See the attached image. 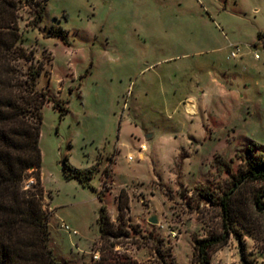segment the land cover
I'll return each mask as SVG.
<instances>
[{"label": "rangeland", "instance_id": "rangeland-1", "mask_svg": "<svg viewBox=\"0 0 264 264\" xmlns=\"http://www.w3.org/2000/svg\"><path fill=\"white\" fill-rule=\"evenodd\" d=\"M19 15L22 44L46 62L38 80L48 93L40 138L43 186L60 218L78 230L72 235L61 229L45 200L51 244L65 258L58 257L61 264H92L96 254L102 256L100 196L118 233L106 241L117 242L115 250L141 264H200L195 241L223 230L222 196L251 161L264 162V103H258L264 99V42L259 39L260 30L264 35V0H47L42 22L27 5ZM210 19L220 28L213 29ZM202 34H212L221 50L182 43ZM166 44L174 48L162 51ZM234 45L245 50L242 60L230 58ZM204 57L210 63L217 57L221 68L212 72L238 82L241 90L214 101L209 123L217 137L204 142L199 152L203 165L185 184L180 179L188 155L181 151L170 164L175 143L156 139L157 156L150 148L143 160L130 132L121 137L119 132L130 123L141 130L169 129L179 138L190 132L184 106L166 109L155 86L140 91L146 78L166 65ZM195 71L179 68L176 78L187 82ZM177 88L179 94L185 91ZM118 147L114 175L111 154ZM66 161L89 170L85 175H92L91 186L68 180ZM257 187L260 183L244 184L234 194L242 193L243 220L252 230L226 221L234 233L213 253V264H264V212L256 211L251 200ZM120 199L128 200L122 213ZM153 216L157 223L150 222Z\"/></svg>", "mask_w": 264, "mask_h": 264}, {"label": "trees", "instance_id": "trees-1", "mask_svg": "<svg viewBox=\"0 0 264 264\" xmlns=\"http://www.w3.org/2000/svg\"><path fill=\"white\" fill-rule=\"evenodd\" d=\"M25 5L35 10L37 23L42 22L47 0H0V264H61L51 244L50 214L45 208L42 183L40 138L48 93L39 88L38 80L46 62L22 44L19 11ZM59 34L66 38L63 32ZM247 151L251 152L250 148ZM63 169L67 178L91 186L92 175H85L87 169L75 168L67 161ZM30 180L33 184L27 187ZM259 183L251 200L255 210L263 213L264 162L251 161L221 198L223 230L195 241L200 264H213V253L228 244L234 228L226 221L252 230L243 220L246 213L242 193L241 197L234 194L244 184ZM100 200L99 228L105 246L100 259L92 264H141L128 253L115 250L117 242L106 243L118 233L101 196ZM126 202L120 199V213L127 207Z\"/></svg>", "mask_w": 264, "mask_h": 264}, {"label": "crops", "instance_id": "crops-1", "mask_svg": "<svg viewBox=\"0 0 264 264\" xmlns=\"http://www.w3.org/2000/svg\"><path fill=\"white\" fill-rule=\"evenodd\" d=\"M256 11H258V9ZM208 22L213 29L220 28L219 24H217L213 19L208 20ZM262 32L263 30H260L259 39L262 38L264 42V35L261 34ZM191 35H189V39L184 40V42H182L184 45L187 46H191L193 44L195 45L205 44L209 46L215 45L216 47L212 48V51L217 52L221 50V47H217V40H214L212 34H211L212 37L208 34H202L199 37L197 36L196 38H194ZM171 46L174 45H167V44L163 45L161 47L162 51H166V50H170V48H174ZM242 59L243 57L236 60L239 61ZM211 60L212 61L210 63L208 59L204 57L200 59H194L192 61H189L188 63L179 66L169 64L166 65V67H164L162 72H157L148 76L146 80L142 83V86L144 88H142L143 90L140 91V94L146 92V88L149 85L157 87L156 95H158V97L164 101V107H166V109L169 110L171 105H176L175 109H177L180 106L185 107L186 114L189 116L188 118L191 119V126L189 127L190 132L181 133V137L179 138L178 136H173L175 131H171L169 129L163 130L162 132L153 128H146V130H141L138 128L137 125L135 127H131L132 126L131 123L130 125H128L129 127H127V129H124V133L122 127L120 128V132H119V137H121L122 134H125L128 131L130 132V135L133 138V140L139 145V150L142 152L141 158L143 160L147 158V153L149 152L150 148H152V155L157 156L154 151L156 147V143H155L156 139L168 140L175 143L176 144L174 147L175 156H174V160L170 164L174 163L175 159L179 156L181 151H184L185 154L188 155V157L185 158L183 161L182 173L180 179L185 184L192 182V179L195 178L198 171L200 170V167L203 165V161L199 152L200 149L203 147L204 142H206L208 139H212L213 135L214 136L217 135V132H215L214 128L210 126L209 123L210 114L215 108L214 101L218 98H224V97L232 98L231 96H233L236 89L241 90V87H239L238 82L236 83L232 79L224 80L221 72H219L220 76H218L216 72H212V68H217L218 71V69H220L221 67L218 66L217 64V57ZM262 66H264V63L262 64ZM179 68L180 69L193 68L196 71L194 72L193 75L192 74L190 75L189 80L187 82L185 81L180 82L179 80H177L175 73V71ZM177 87H185V91L179 94L178 92L179 88ZM244 87H246V84L244 85ZM243 91H246V88L243 89ZM241 97L244 98V93H241ZM258 103L260 105L263 104L264 99H260ZM121 146L124 145L121 144ZM141 148L142 149L144 148V150L147 151L144 152L143 150H141ZM120 151L121 149L118 147L115 149V152L111 154V156H113L112 171L114 175H116V167H117L118 155ZM132 156H133L132 154H129L128 159L131 160ZM165 169H163V171H165ZM67 179L74 180L75 178H71V179L67 178ZM76 180L78 184L81 185L83 188L89 187L83 185L78 179ZM95 190L98 193L100 192V188H95ZM45 200L48 203L49 208L51 210V219L54 220V218H56L58 224H60L61 222H65V220L62 217L60 218L58 211H56V208L52 205V200H50V198L47 197L46 190H45ZM99 214H100V210H99ZM54 251L56 253L55 249ZM57 256L61 259H65L59 256L58 254Z\"/></svg>", "mask_w": 264, "mask_h": 264}, {"label": "built area", "instance_id": "built-area-1", "mask_svg": "<svg viewBox=\"0 0 264 264\" xmlns=\"http://www.w3.org/2000/svg\"><path fill=\"white\" fill-rule=\"evenodd\" d=\"M248 52L253 53L255 55V57H259L258 53L256 51H254L253 49H250ZM244 54H245V50L243 49V47H241L240 45H234V46H232L231 51H230V58L239 59V58L243 57ZM32 184H33V180H30L27 183V187H29ZM59 226L61 229L65 230V231H67L73 235L78 234L77 230L73 229L72 227H70L65 222H61L59 224ZM94 258H95V260L100 259L97 254L94 256Z\"/></svg>", "mask_w": 264, "mask_h": 264}, {"label": "water", "instance_id": "water-1", "mask_svg": "<svg viewBox=\"0 0 264 264\" xmlns=\"http://www.w3.org/2000/svg\"><path fill=\"white\" fill-rule=\"evenodd\" d=\"M150 222L157 223L158 219L155 216H153V217L150 218Z\"/></svg>", "mask_w": 264, "mask_h": 264}]
</instances>
